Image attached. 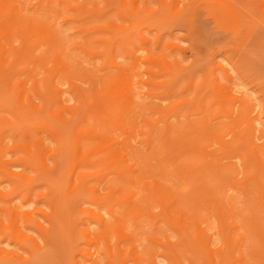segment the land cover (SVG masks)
Here are the masks:
<instances>
[{
    "label": "bare ground",
    "instance_id": "1",
    "mask_svg": "<svg viewBox=\"0 0 264 264\" xmlns=\"http://www.w3.org/2000/svg\"><path fill=\"white\" fill-rule=\"evenodd\" d=\"M98 1L0 0V174L11 181L9 190L1 188L0 201H7L11 191L30 195L36 185L32 180L38 176L61 190L69 226L61 227L64 236L72 246L71 230L78 220L75 231L81 243L92 246L88 250L80 246L69 254L70 264H183L182 258L189 264H264V120L260 121L254 98L252 103L249 100L248 87L246 95L242 92L246 87L238 82L240 70L226 57L208 70L209 85L220 86L214 101L220 108L232 103L226 116L229 123L234 120L233 125L223 135L221 125L202 124L206 117L182 125L163 120L158 128L155 117H144V107L134 100V87L143 82L138 72L131 71L135 63L123 66L115 60L122 49L134 57L125 45L131 42L126 33L130 24H115L117 18L113 22L108 16L109 0L101 1L103 7ZM136 1L119 0V8H127H122L121 19L124 13L137 25L148 23L135 14ZM158 1L161 8L169 4L173 9L159 18L164 21L171 17L177 21L183 7L179 3L187 5L183 0ZM251 1L264 11V0ZM142 4L145 12L151 11L145 0ZM247 9L241 6L238 11L246 15ZM185 15L179 20L183 22ZM58 19L75 22L72 38L57 27ZM172 45L180 53L181 45ZM79 54L87 62L97 56L103 60L100 67L89 69L80 65ZM135 60L148 63L143 72L149 76L173 71L172 64L176 68L179 61L174 56L169 62L165 55L150 51ZM214 70L221 71L216 75ZM177 81L173 77L168 86ZM189 81L195 85L194 79ZM163 82L165 92L175 89L167 87V91ZM213 87L209 88L215 93ZM198 92L199 87L190 100L203 111L205 92L196 100ZM166 94L161 100L171 97ZM188 100L182 102L191 103ZM152 108L158 115L156 106V111ZM67 124H71L69 130ZM134 128L144 136L135 140ZM227 134L230 138L225 139ZM132 141H139L141 148L135 150ZM61 155L64 180L58 183L52 173ZM225 185L228 189L242 186L246 200L252 199L253 204L245 200L244 206L236 207L235 199L221 191ZM49 186L36 193L46 197L43 208L36 205L27 210L11 201L1 205L0 231L7 229L10 242L16 245L10 249L0 245V259L25 262L48 246L52 226L61 220L56 206L59 197ZM119 190L124 192L113 196ZM83 195L86 199H81ZM71 204L77 205L81 218H72ZM144 220L150 226L146 233L139 225ZM142 234L146 244L138 248ZM80 254L84 259H79Z\"/></svg>",
    "mask_w": 264,
    "mask_h": 264
},
{
    "label": "rangeland",
    "instance_id": "2",
    "mask_svg": "<svg viewBox=\"0 0 264 264\" xmlns=\"http://www.w3.org/2000/svg\"><path fill=\"white\" fill-rule=\"evenodd\" d=\"M101 1L102 0L98 1L99 2L98 6L103 7L101 6L103 3ZM125 1L128 2V0ZM145 1L147 6L151 9L150 12L144 11V7L142 4L143 0H137L134 3L138 8V11L135 14L149 21L148 23L138 24V25L132 18H128V16L127 18L126 16L124 18L125 15L124 13H123V18L121 19L122 15H120L121 14L120 12H123V10L126 11L127 8L125 9L122 7L123 10L122 8H119L120 7L119 0H109V4H107L108 13H109V15L108 14L107 15L111 16L110 19H112L113 17V22H115L114 19L117 18L115 24L118 25L121 24V22L124 23L125 25L130 24V28L127 30L126 33L130 35L131 42H127L125 45L130 51H132L134 57H131L129 53H127L126 49H122V50H117V55L115 60L123 66L129 64L130 62L135 63L132 64L131 71L138 72L139 78H141L143 82H138L135 85L134 90L136 93L134 96V100L141 103L142 106L144 107V110L146 112V116L144 117L154 116L155 117L154 120L158 128L162 127L163 120L169 122L171 125L173 124L182 125L189 119L190 120L196 119L198 121L199 119H201L203 121L205 120L203 118L206 117V122L203 121L202 124L205 125V123H208L213 125L218 124V126L221 125L222 127H220L221 129L219 134L223 135L226 131H228V128L233 125L234 120L231 121L232 123H229L230 122L229 117L226 116V112L231 108L232 103L228 102L224 107L220 108L218 101H214V95L217 96L218 94L216 92V88L218 91L219 85L218 83H216L217 84L216 85L215 82H213L214 83V87H213L210 78L212 77V75H208L209 74L208 70L212 69V66H214L215 61L221 60L223 57H226V59L230 58L231 61H233L234 63V67L236 68L238 67V70H240L239 71L240 77L238 76L239 77L238 82L240 83V85L243 84V86L240 87H246L244 91L242 90V92H244L245 94V91L247 93L248 90L249 94H251V98L249 100L251 101L254 98L253 99L254 102L256 101L255 105L253 103L254 107L256 106L259 107L258 109H256L259 111V113L257 111L256 112L259 114L258 116L261 118V120L260 119L259 120L260 121L264 120V11H260L257 7H255L256 4H254L255 6L252 5L253 3L251 4L252 2L251 0H183L187 2V5L185 4L183 5V3H179V8L181 6L183 7H181L182 10L180 9V11L177 14V16H179L180 13L179 16L180 20L183 19L182 18L183 14H186L185 15L186 17L184 16L183 22L180 21L179 18H177L176 21L175 19L176 17L175 18L171 17L167 19V21H164V20H159V18L163 15L169 16V14H171V12L173 11L172 6L167 4L161 8L158 0H145ZM241 6H244V8L246 7L248 8L247 13L245 12L246 10L244 11L246 15L239 13L238 8H240ZM129 7L131 8V6ZM198 8H203V9L205 8L206 13L204 12L199 14ZM115 13L117 14V16ZM108 16L107 19H109ZM250 16L251 18L248 20L252 21L253 19L254 22L252 21L250 22V24H247L246 21L248 22V20L246 19ZM196 18H197V22L198 23L200 22L202 28H207L206 30L200 31L197 29L198 26L194 24ZM239 19L240 20L242 19V23H240ZM56 24L57 27L60 30H62L65 34H70L72 30V26L75 24V22L67 21L63 23L60 19H58V22ZM115 31L116 30L114 29V32ZM139 35H142V37H140ZM72 37L73 34L67 36V38H72ZM174 43H179L181 45V49L179 50L180 53H178L173 48L172 44ZM72 51L76 52V50H72ZM149 51L155 53L159 57L162 54L165 55L169 62H172V58L174 56L177 57L179 60L178 66H176L175 68V65L172 64V67L175 68V69L173 68V71L172 69L171 70L167 69L164 72H162L163 75L158 73L154 76H149L147 73L143 72L145 68L149 67L148 63L143 62L141 60H135L136 56H146ZM79 56H80L79 58L80 65L87 68L89 67V69L94 68L95 66L100 67L97 65L98 64L100 65V63H102L103 60L102 56L101 58L97 56L93 58L92 61H89L91 62L89 63L86 61L85 55L79 54ZM113 68H108V70L111 71L113 70ZM108 70L104 72L108 73ZM214 71H215L214 74L219 75V71L221 70H214ZM102 72H98V73L104 74V72L103 73ZM169 74H172L170 79L174 77V81H177L179 78L177 82H173V84L177 83L176 85L175 84L172 85V83L170 85V87L175 86L174 87L175 89H173L174 91L173 90L171 91L172 88L170 89V87L168 86L170 83V82L168 83V81L170 80ZM174 74L178 75L176 76V78L178 77L177 79L175 78ZM165 78H167L168 80H166ZM192 79H194L195 85H198L196 89L199 87V92L197 95L198 98L195 99L198 100L199 98H201L202 97L201 95L205 92L204 98H202V102L204 104L203 111H201L203 107L199 106L200 104H198V102H195L194 99L193 101L190 100L193 98L194 92L196 90L194 89L195 85L191 84L192 85L191 87V85L189 84L191 83L189 80ZM163 81H165V84L167 83L165 88L169 87V91L171 92H165ZM209 81H211L210 83L212 85H209ZM151 82H155L156 85H153L154 83L152 84ZM187 84H189L190 86H187ZM80 85L86 86V84L82 85V83ZM209 87H213V89H215V93H213L214 90H211ZM240 87L239 89H241ZM164 93H168L166 95H170L169 93H171L170 95L171 97L167 98L166 96L167 99L165 98L164 101L161 100L162 97H165ZM172 93L174 95H172ZM183 99L184 100L189 99L188 101H191V103L182 102ZM171 103H174L173 104L174 106L172 105V107H170ZM155 106L157 108L158 115L154 114V110L152 107H154L156 111ZM185 107H190L189 108L190 110L187 111L188 113L186 114L183 113L184 112L183 109ZM225 109L226 111H224ZM235 109L237 111V108L234 107L232 116L236 115V112L234 111ZM150 112L153 113V115H151ZM136 120H138L137 121L138 124L141 123L140 116H138ZM236 122H238V120ZM70 126L71 124H67L68 130L70 129ZM136 129L134 128V132L136 133L133 134H135L134 139L138 140L140 137H143L144 135L142 136V134H140V132L138 131L139 129L137 130ZM224 138L228 139L230 138V135L228 134L224 135ZM132 143L135 146V150L141 148V144L139 143V141H132ZM64 160H65L64 156L61 155L58 159V166L55 169V171L52 173L53 176L50 175V177L52 176V178L57 180L58 183H62L64 180V174H61V170L63 171L64 168L63 166ZM223 162H225V160H223ZM102 174H104V172ZM238 178L239 179L241 178V174L237 175V179ZM32 183H35L36 185L30 195L24 196L26 192L22 190L11 191L9 195H7V198L11 199V200L9 199L7 200L9 202L11 201L10 203L9 202L8 203L11 205L15 203L18 206H21L23 204L22 207L24 209L27 208V210H31L33 206L36 205L43 208L45 205L44 201L46 197L43 195H41V197L40 196L38 197L36 193L38 191L44 192L46 186L50 185L49 188H51V191H53L52 189H54V191L56 189L57 197H59V199L56 198V203H57L56 206L58 210V216L59 218H61V220L57 221L59 224H55V226L54 225L52 226V229L48 237V241H49L48 246L44 250L34 253L35 255L33 254L34 255L33 258L25 262L0 259V264H70L69 254L70 255L72 253L75 254L74 251H76L80 246H82L85 250L90 249L92 246L89 244L81 243L80 234L78 230H76L78 233H76L75 231L76 225L78 226L79 223L78 220L74 223L75 225L73 227V230H71L73 231L72 246L69 245V240L64 236L61 227L65 224L66 228L68 227L69 229V226H68V219L64 214V211L61 206L62 204L60 198L61 190H58L56 187L54 188V186L53 185L51 186V184L42 182L40 176L35 177L32 180ZM63 186L64 185L61 184V187ZM10 187H11V181H9V179L7 181L6 177L0 174V190L2 189H3L2 191L9 190ZM217 189H220V187L218 188L217 186ZM119 191L121 192L118 193L115 192L113 196H116L119 193L124 192V190H119ZM221 191L224 192V195L233 197L235 199L236 207L238 208L242 207V205L244 206L245 202L248 203L247 202L248 200L250 201V204H253V202L251 201L252 199L246 200L245 198L246 192H243L242 186H239L234 189H230V188L228 189L226 188L225 185L224 187H222ZM99 192L104 194L106 191L99 189ZM251 192L256 195L255 190H252ZM86 196L83 195L81 199H86ZM25 198L27 199V201L29 200L31 203L28 202L29 204L28 203L25 204L27 201L23 203ZM7 201H3L4 203L0 201L2 203V204L0 203V207L1 205L2 206L6 205ZM82 206L86 207L90 205L88 203H83ZM69 209L73 213L72 218L76 219V217L78 216L80 218L82 217L78 212L77 205L71 204ZM59 210H62L63 212V214H61V217H60L61 212ZM3 212L5 213V211ZM210 221L215 228L216 225L215 221L213 219H210ZM158 224L163 227L164 231L167 229L162 224V222H158ZM139 225L144 230L145 233L150 228L148 220L139 222ZM57 226L59 227L60 230L58 229ZM128 228L133 229L132 225L128 226ZM4 231L5 232L0 231V245L8 249L13 248L12 246H15L16 243L12 242L13 243L12 244L9 239L10 235L8 233V230L6 229ZM166 232L169 233L168 230H166ZM144 236L145 234L141 235V238L139 240L141 244L138 246V248L146 244V240ZM213 238L215 241L219 239L218 236L216 235ZM174 239L175 237H171V240ZM78 257L79 259H84L83 254H80V256ZM182 263L189 264L188 260L185 258H182ZM159 264H165V263L159 262Z\"/></svg>",
    "mask_w": 264,
    "mask_h": 264
},
{
    "label": "crops",
    "instance_id": "3",
    "mask_svg": "<svg viewBox=\"0 0 264 264\" xmlns=\"http://www.w3.org/2000/svg\"><path fill=\"white\" fill-rule=\"evenodd\" d=\"M199 9H201V10H199V14L204 13V12L206 13L205 8H204V9H203V8H199ZM194 24H195L196 26H198L197 29L200 30V31H204V30L207 29V28H202V27H201L200 22H199V23L197 22V18H196Z\"/></svg>",
    "mask_w": 264,
    "mask_h": 264
}]
</instances>
